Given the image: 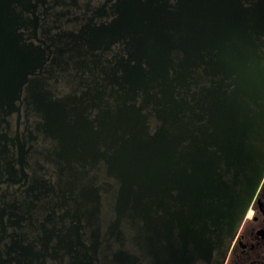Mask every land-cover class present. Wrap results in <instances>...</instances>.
<instances>
[{
	"label": "flooded vegetation",
	"instance_id": "1",
	"mask_svg": "<svg viewBox=\"0 0 264 264\" xmlns=\"http://www.w3.org/2000/svg\"><path fill=\"white\" fill-rule=\"evenodd\" d=\"M10 3L0 264H264V174L232 230L205 215L264 168V0ZM228 104L249 119L244 170L192 134ZM157 130L156 167H141Z\"/></svg>",
	"mask_w": 264,
	"mask_h": 264
},
{
	"label": "water",
	"instance_id": "2",
	"mask_svg": "<svg viewBox=\"0 0 264 264\" xmlns=\"http://www.w3.org/2000/svg\"><path fill=\"white\" fill-rule=\"evenodd\" d=\"M2 6L9 7L11 0H1ZM12 36L3 37L4 42L2 43V48L4 50V62L6 63L10 59H12L11 49H13V45L10 43V39ZM19 55H22L21 52ZM153 62V61H152ZM140 66V64H138ZM154 66V62L151 63ZM135 81V80H134ZM151 81H156L155 78L151 79ZM235 81V80H232ZM241 81V80H240ZM244 82V80H242ZM202 93V92H201ZM208 92L205 95H202L199 100L195 103L203 109V105L206 103V98L209 95ZM235 92H233V96L235 97ZM227 96L226 98H229ZM218 105L219 102L217 101ZM227 105V102H226ZM211 108L214 109L213 103L210 105ZM232 112L230 105L228 104L225 116H223L222 120L215 121L214 113H211V119L213 122L208 125H195L194 135H201L202 139L200 141L210 142L211 145H216L217 150L221 151L223 155H225L226 160L237 158L238 162L241 163L242 169L244 170L246 167H249V163L251 162L250 149H248L245 141V125L249 122V119L244 115L240 124L234 119V115H230ZM201 118V117H200ZM199 118V119H200ZM217 120V119H216ZM170 127L172 128V136H174L173 141L180 140V137L188 134L187 128L179 123H177L171 119ZM211 128V129H210ZM176 129V131H174ZM199 129V131H197ZM237 129V130H236ZM140 133L138 131H133L132 135L137 136ZM163 133L160 130H157L150 139L146 142L150 143L151 146H146L144 150L146 153L141 157L143 163L141 167L145 168H155V159H156V143L160 141V135ZM198 139L190 140L189 143L198 144L200 142ZM147 179L154 176V173L149 174V170L145 169L142 173ZM264 174V168L260 169L255 173L254 176L245 178L244 181V190L243 196H239L234 194L229 186L226 188L224 199L221 203H211L207 206L205 215L211 218L210 223L212 225H220L222 223L227 225L228 230H232L238 223L241 218V214L245 212L249 201L252 199L256 189L260 183V180ZM147 183V182H146ZM144 209L147 211L151 209L149 205L145 206Z\"/></svg>",
	"mask_w": 264,
	"mask_h": 264
}]
</instances>
